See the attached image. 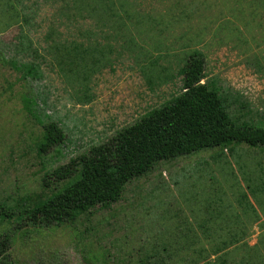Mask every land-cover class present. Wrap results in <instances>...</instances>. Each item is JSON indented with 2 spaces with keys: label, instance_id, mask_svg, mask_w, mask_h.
I'll list each match as a JSON object with an SVG mask.
<instances>
[{
  "label": "rangeland",
  "instance_id": "1",
  "mask_svg": "<svg viewBox=\"0 0 264 264\" xmlns=\"http://www.w3.org/2000/svg\"><path fill=\"white\" fill-rule=\"evenodd\" d=\"M22 35L42 80L21 82L7 62ZM194 51L208 79L264 116V0H0V202L40 192L46 175L178 96ZM50 121L66 140L40 157ZM255 223L264 232V152L241 145L161 162L73 222L3 223L0 235L12 237L8 264H188L195 243L213 255L247 245Z\"/></svg>",
  "mask_w": 264,
  "mask_h": 264
},
{
  "label": "trees",
  "instance_id": "2",
  "mask_svg": "<svg viewBox=\"0 0 264 264\" xmlns=\"http://www.w3.org/2000/svg\"><path fill=\"white\" fill-rule=\"evenodd\" d=\"M26 40L24 35L19 37L16 53L7 62L21 82L42 80L41 64L26 59L32 55ZM74 50L80 52L77 45ZM181 76L178 96L46 175L40 192L14 200L13 205L0 202V224L73 222L120 202L126 187L157 164L204 150L246 145L264 152V116L254 120L253 114L259 113L240 93L225 91L216 79L207 78L202 52L189 55ZM24 103L28 113H38L34 101L25 97ZM65 140L63 128L50 121L37 146L39 156L48 155ZM51 176L63 185L52 189ZM12 243L10 235H0V264H8L6 252Z\"/></svg>",
  "mask_w": 264,
  "mask_h": 264
},
{
  "label": "crops",
  "instance_id": "3",
  "mask_svg": "<svg viewBox=\"0 0 264 264\" xmlns=\"http://www.w3.org/2000/svg\"><path fill=\"white\" fill-rule=\"evenodd\" d=\"M252 228L255 229V233L252 232L251 240L245 246H233L229 247L217 255H213L210 248L204 247L203 250L198 246L200 244L195 243L187 254L183 256L187 257L191 263L188 264H264V232L260 230L263 224L255 223ZM206 244L211 243V238H201ZM207 249V250H206ZM233 252H237L238 256H233ZM223 255L225 257L223 258Z\"/></svg>",
  "mask_w": 264,
  "mask_h": 264
}]
</instances>
